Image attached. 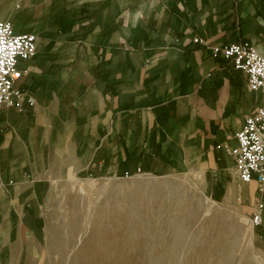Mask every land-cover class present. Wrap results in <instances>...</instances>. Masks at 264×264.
I'll use <instances>...</instances> for the list:
<instances>
[{"label":"crops","instance_id":"0c3cea01","mask_svg":"<svg viewBox=\"0 0 264 264\" xmlns=\"http://www.w3.org/2000/svg\"><path fill=\"white\" fill-rule=\"evenodd\" d=\"M1 19L36 52L16 82L33 105L0 107V264L37 240L63 178L194 172L213 200L252 210L257 185L224 146L259 96L209 46L264 53V0H0Z\"/></svg>","mask_w":264,"mask_h":264},{"label":"rangeland","instance_id":"374dc122","mask_svg":"<svg viewBox=\"0 0 264 264\" xmlns=\"http://www.w3.org/2000/svg\"><path fill=\"white\" fill-rule=\"evenodd\" d=\"M254 95V94H253ZM210 197L194 172L55 181L13 264H264V219Z\"/></svg>","mask_w":264,"mask_h":264},{"label":"built area","instance_id":"2783aa9c","mask_svg":"<svg viewBox=\"0 0 264 264\" xmlns=\"http://www.w3.org/2000/svg\"><path fill=\"white\" fill-rule=\"evenodd\" d=\"M193 42L204 43L197 38H193ZM209 50L211 56L222 57L234 69L242 71L247 89L259 96L258 105L244 117L234 134L236 144L224 146L232 158L235 177L241 182L253 180L257 185L258 197L249 221L251 226H258L263 223L264 216V53L258 52L247 40L212 45ZM35 52L33 32H16L11 19L0 20V107L21 110L23 101L29 107L33 105V97L24 94L16 82L23 74L19 62L30 59ZM130 176L132 174L124 171L121 177Z\"/></svg>","mask_w":264,"mask_h":264}]
</instances>
